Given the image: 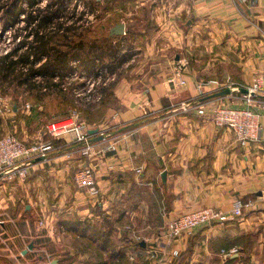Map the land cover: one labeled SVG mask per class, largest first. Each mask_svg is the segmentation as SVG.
<instances>
[{
  "label": "crops",
  "instance_id": "obj_1",
  "mask_svg": "<svg viewBox=\"0 0 264 264\" xmlns=\"http://www.w3.org/2000/svg\"><path fill=\"white\" fill-rule=\"evenodd\" d=\"M157 6L162 10L168 7L179 18L183 16L182 24L190 27V32L209 33L211 46L217 45L218 59L224 67L211 74L206 69L200 72L188 65L178 69L170 64L153 75L146 74L142 86L118 94L122 107L114 115L113 124L100 127L99 133L92 135L91 139L104 137L93 140L92 156L81 153L72 134L62 136L58 140L67 145H54L46 159L31 165L25 182L17 178L2 181L0 206L10 207L3 205L5 193L13 197L23 192L33 201L27 209L35 207L49 215L51 222L57 212L62 216L58 224L61 220L89 219L101 227L105 218L118 226L137 217L140 223L142 216L145 221L154 214L167 224L184 212L206 206L230 210L236 198H254L256 207L242 218L203 226L172 242L166 239L165 249L156 245L157 259L152 261L147 252L131 258L137 250L133 242L123 244V255H115L110 248L81 251L63 245L57 257L59 262L62 256L78 257L61 264H114L121 256L131 264H226L229 258L264 264V106L256 107L262 115L259 138L245 144L232 130L217 127L211 118L218 106L246 105L247 92L241 89L248 90L260 75L264 76V0H160ZM212 75L225 77L230 86H213L200 93L198 82L215 78ZM254 95L264 101V88ZM195 103L202 105L207 114L183 107ZM13 126L15 131H27L24 124ZM113 142L118 146L116 151L102 150ZM87 164L95 168L102 190L101 202L96 205L73 178L75 171ZM150 193L156 194L158 203L151 201ZM14 220L0 219V239L5 244L17 242L21 248L19 253L13 249L9 252L10 247L0 244V262L10 255L18 258L22 254L26 259L36 255L32 264H47L46 255L51 256L52 248L47 244L40 247L41 238H61V233L71 232L58 225L61 236H54L55 229H40L29 217ZM5 232L8 237L3 236ZM111 237L114 239L113 233ZM159 237L154 235L149 241H159ZM31 243L33 248H29ZM148 246V250L156 248L154 243ZM174 249L179 251L177 256L172 254ZM100 253L104 259L93 261ZM49 261L54 262L53 258Z\"/></svg>",
  "mask_w": 264,
  "mask_h": 264
},
{
  "label": "rangeland",
  "instance_id": "obj_2",
  "mask_svg": "<svg viewBox=\"0 0 264 264\" xmlns=\"http://www.w3.org/2000/svg\"><path fill=\"white\" fill-rule=\"evenodd\" d=\"M48 1L39 0L38 6H45ZM87 1L90 0H72L69 11H73L75 4H77V9L74 18L64 19L67 21L66 24H72L83 15V18L76 24H83L85 28L89 29V37L109 38L112 50L117 49L121 55L130 56V59L119 64L114 72L104 71L99 76L87 77L76 73L63 81L60 85L61 90L46 95H40L43 89L40 93L38 89L32 90L26 86L0 84V136L13 133L27 144L34 140V142H42L44 139V141L52 143V140H55L53 146H66L65 141L58 140H62L63 137L52 138L47 128L50 123L56 122V126L61 127L74 120L91 128H105L113 124L114 115L122 107V97H119L118 94L142 86L146 81L143 80L146 74L153 75L154 72L160 71L170 64L178 69L187 65L195 67L200 72L206 69L211 74L219 73L220 67H224L218 59L217 45L216 47L211 46L213 44V40L210 39L211 35L203 31L190 32V27L186 28L182 24L183 16L180 18L175 16L168 7L164 10L158 8L157 3L160 0H97V10L94 14L89 13L88 6L85 4ZM21 17L23 18L24 15ZM118 23L125 24V32L112 35L110 30ZM24 24L25 22L21 21L15 29L3 33L0 38V53L14 47L22 38ZM14 33L19 34L16 41L13 40ZM178 60L181 63H177ZM115 62H117V58ZM215 78L222 83L227 82L225 77ZM15 123L24 124L27 131L22 132L21 129L15 131L13 126ZM29 176L30 173L23 181L25 182ZM9 180L11 179L9 178ZM150 197L151 201L158 203L155 193H150ZM32 202L30 198L23 195V192H18L13 197L9 193H5L3 205L9 204L10 207L0 206V219H15L14 221L17 222L16 219L21 221L29 217L37 222L40 229L51 226L53 230L55 229L54 236L61 233L60 230H57L59 227L57 222L62 218L61 214L56 212L53 222H51L49 215L40 210L36 211L35 207L27 209V205L31 206ZM119 217L123 219V214ZM139 220V217L129 219L118 226L108 218L101 222L102 230L104 228L105 230L111 229L114 234L110 249L115 255H118L119 252L124 253L123 244L129 242L134 243L133 248H137L138 245L141 246V242H145L146 244L143 246L145 249L147 245L153 247L152 243L154 246L159 245V248L164 242L167 244V238L163 237V231H165L168 222L164 223L163 217L154 214L145 221L142 216L140 223ZM82 221L93 223L89 219ZM2 230L0 226V233ZM61 234L63 235L62 237L59 234L61 238L42 237L39 241L40 247L47 244L52 248L51 256L46 255L47 264H50L49 260L52 258L56 261L55 264H61L65 260L73 262L78 259L76 255L62 256L59 262L57 256L63 245L71 246L74 249L79 248L81 251H91L97 248L96 243L94 244L89 239H82L78 233ZM157 234L160 235L159 241L150 242L149 239ZM3 236L8 237L6 232ZM0 244L6 249L10 247L9 252L13 249L14 252L19 253L21 248L17 242L12 241L5 244L0 239ZM155 249L157 251V246ZM23 257L22 254L18 258L10 255L4 258L0 264H32L31 259L37 256L27 257V259ZM148 258L152 261L157 259V256L153 257L150 254ZM110 259L112 260V258ZM81 260L84 259L81 258ZM95 260H100L98 255L94 256L93 261ZM77 264L79 263L77 262ZM114 264H131V262L124 261L123 257L119 261L115 260Z\"/></svg>",
  "mask_w": 264,
  "mask_h": 264
},
{
  "label": "trees",
  "instance_id": "obj_3",
  "mask_svg": "<svg viewBox=\"0 0 264 264\" xmlns=\"http://www.w3.org/2000/svg\"><path fill=\"white\" fill-rule=\"evenodd\" d=\"M96 1L85 3L90 14L97 10ZM38 4L39 0H0V38L21 21L25 22L21 28L22 38L14 47L0 53V84L26 86L39 92L43 89L40 95H46L61 90L63 81L76 73L99 76L104 71L114 72L119 64L130 59L117 49L112 50L109 38L89 37V29L76 24L83 15L72 24H66L64 19L74 18L76 13L77 4L72 12L69 11L72 0H49L43 7ZM18 37L19 34L14 33L13 40ZM58 225L93 241L100 251L110 248L113 241L112 230H102L97 224L77 219L61 220ZM99 258H103L102 253ZM236 261L237 258H229L225 263L250 264L247 259Z\"/></svg>",
  "mask_w": 264,
  "mask_h": 264
},
{
  "label": "built area",
  "instance_id": "obj_4",
  "mask_svg": "<svg viewBox=\"0 0 264 264\" xmlns=\"http://www.w3.org/2000/svg\"><path fill=\"white\" fill-rule=\"evenodd\" d=\"M264 10V7H263ZM229 82H220L217 78H209L198 82L200 93H204L211 87L226 86ZM230 86V85H229ZM264 88V76L260 75L252 86L248 88L245 94L246 105L244 106H218L211 112V118L217 127H225L234 133L235 137L242 144L257 140L262 129L261 112L257 106H264V101L258 100L255 93ZM185 109L195 108L199 114H207L206 109L198 104H183ZM56 122L50 123L47 128L52 138H61L64 134H72L75 142L80 144V150L83 155L92 156L95 153V145L91 139L89 128L79 122L72 120L71 123L61 127L56 126ZM103 133V132H101ZM51 141L25 143L20 137L13 133H7L0 136V183L6 179L17 178L25 180L29 175V167L33 164H27L32 159L39 156L47 158L48 153L53 149ZM115 142L108 144L103 151H116ZM140 171V169H137ZM75 183L86 193V198L95 205L101 202L102 190L98 183L95 168L91 164L80 167L74 174ZM257 205L254 198H236L231 205L230 210H225L216 206H206L189 212L181 213L172 218L163 233V237L172 242L183 237L190 236L194 231L203 226L211 224H224L231 220L242 218L247 212L253 210ZM166 244V242H164ZM160 245V248H163ZM165 249V247L163 248ZM147 252L151 256H156L155 248L143 249L138 245L135 258L142 252ZM174 256L179 254L177 249L172 251Z\"/></svg>",
  "mask_w": 264,
  "mask_h": 264
},
{
  "label": "water",
  "instance_id": "obj_5",
  "mask_svg": "<svg viewBox=\"0 0 264 264\" xmlns=\"http://www.w3.org/2000/svg\"><path fill=\"white\" fill-rule=\"evenodd\" d=\"M125 32V24L123 23H118L115 26H113L110 30V33L113 34H123ZM243 92H248L247 89H241ZM89 133L91 135H97L99 133V128H91L89 129ZM104 137L103 135H99V136H95L92 140H102ZM44 156H39L35 159L30 160L29 162H27V164H36L37 162H40L42 160H44ZM163 178L165 179V174H163ZM145 242H141V246H145ZM29 248H33V243L29 244ZM26 251V250H25ZM56 261L54 260L53 264H55Z\"/></svg>",
  "mask_w": 264,
  "mask_h": 264
}]
</instances>
